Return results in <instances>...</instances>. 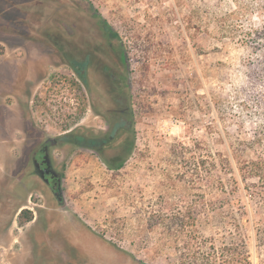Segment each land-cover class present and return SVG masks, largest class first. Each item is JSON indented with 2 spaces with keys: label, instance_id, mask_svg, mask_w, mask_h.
<instances>
[{
  "label": "rangeland",
  "instance_id": "374dc122",
  "mask_svg": "<svg viewBox=\"0 0 264 264\" xmlns=\"http://www.w3.org/2000/svg\"><path fill=\"white\" fill-rule=\"evenodd\" d=\"M246 1L0 0V264H178L182 230L219 248L235 220L264 264V180L241 169L264 159V0ZM61 4L96 12L122 57L119 169L63 141L105 122L44 24ZM48 137L62 202L32 172Z\"/></svg>",
  "mask_w": 264,
  "mask_h": 264
},
{
  "label": "flooded vegetation",
  "instance_id": "af4514ba",
  "mask_svg": "<svg viewBox=\"0 0 264 264\" xmlns=\"http://www.w3.org/2000/svg\"><path fill=\"white\" fill-rule=\"evenodd\" d=\"M44 24L55 30L57 55L71 72L76 88L83 87L92 99L91 106L105 122L103 128L83 129L81 138L74 139L76 143L72 144L93 150L109 160L120 157V154L111 157L110 151L120 143L129 109L125 104L122 57L114 50L110 26L96 12L67 4L59 5L54 16L46 18ZM61 144L60 138L48 137L36 150L32 161V172L52 187L60 202L63 200L61 170L51 150ZM31 221L33 219L25 222Z\"/></svg>",
  "mask_w": 264,
  "mask_h": 264
},
{
  "label": "trees",
  "instance_id": "16d2710c",
  "mask_svg": "<svg viewBox=\"0 0 264 264\" xmlns=\"http://www.w3.org/2000/svg\"><path fill=\"white\" fill-rule=\"evenodd\" d=\"M239 11H234L235 13L249 7V3L246 0H234ZM255 48H262L259 52V56L262 57L261 62L264 65V37L260 40L254 38L252 42ZM64 136V142L76 143L74 139L81 138L80 134L69 133ZM260 143V142H259ZM103 157V156H101ZM108 167L111 169H119L122 165L120 163L121 156L109 160L107 157H103ZM119 162V163H118ZM243 169L247 174L259 177L262 181L264 180V159H257L246 161L242 163ZM21 218L25 221L33 219V213L30 210H23L21 213ZM182 223V222H181ZM235 225L236 236L232 237V242L223 243V246L217 247L214 243L211 246H207V238L198 241V237L187 234L185 230L181 233L183 236L187 237L188 241L184 244V258L178 264H251L250 254L248 249V243L245 234L242 229V222L235 220L233 223ZM231 233V232H230ZM233 235V233H231ZM214 239L213 237H211Z\"/></svg>",
  "mask_w": 264,
  "mask_h": 264
}]
</instances>
